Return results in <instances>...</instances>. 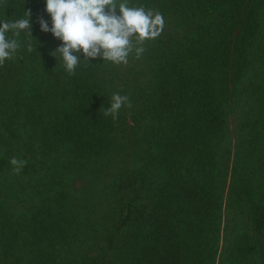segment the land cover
I'll return each instance as SVG.
<instances>
[{
    "label": "trees",
    "instance_id": "16d2710c",
    "mask_svg": "<svg viewBox=\"0 0 264 264\" xmlns=\"http://www.w3.org/2000/svg\"><path fill=\"white\" fill-rule=\"evenodd\" d=\"M127 4L161 35L69 75L46 0H0L37 47L0 66V264H264V0Z\"/></svg>",
    "mask_w": 264,
    "mask_h": 264
},
{
    "label": "clouds",
    "instance_id": "9594fccd",
    "mask_svg": "<svg viewBox=\"0 0 264 264\" xmlns=\"http://www.w3.org/2000/svg\"><path fill=\"white\" fill-rule=\"evenodd\" d=\"M117 8L119 15H117ZM46 11L52 19V26L43 18L39 19L41 30L51 32L62 45L51 53L59 57L69 75L75 74L81 52L83 60L102 58L116 65L127 64L129 55L135 51L137 58L143 53L145 41L154 40L164 30L165 21L157 11L144 7H129L127 0H46ZM32 13L25 11V17L17 20L0 19V66L15 58L21 48L17 39L24 33L28 39V52L33 47ZM8 34H11L10 36ZM91 63V62H90ZM131 108L128 96L114 93L110 107L104 116L118 118L122 107ZM13 171L19 173L26 161L11 158Z\"/></svg>",
    "mask_w": 264,
    "mask_h": 264
},
{
    "label": "rangeland",
    "instance_id": "374dc122",
    "mask_svg": "<svg viewBox=\"0 0 264 264\" xmlns=\"http://www.w3.org/2000/svg\"><path fill=\"white\" fill-rule=\"evenodd\" d=\"M239 121L237 115L232 114L229 122V133L232 135V139L235 138V131H236V124ZM129 193L131 192V189L128 190Z\"/></svg>",
    "mask_w": 264,
    "mask_h": 264
}]
</instances>
